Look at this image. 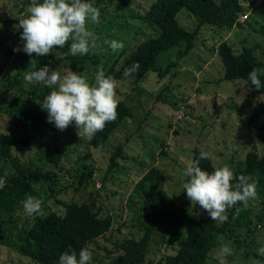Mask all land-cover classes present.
<instances>
[{
    "label": "rangeland",
    "instance_id": "rangeland-1",
    "mask_svg": "<svg viewBox=\"0 0 264 264\" xmlns=\"http://www.w3.org/2000/svg\"><path fill=\"white\" fill-rule=\"evenodd\" d=\"M127 1L128 9L119 11L112 27L101 30V36L96 32L100 23L90 26L100 38L101 50L97 52L99 64L87 62L75 68L64 64L54 70L62 75L69 70L77 72L92 84L97 71L108 66L118 54L103 43L107 39L103 36L116 34V26L129 25L130 28L127 29L137 34L131 40V48L142 40L155 36L157 32H153L141 19L134 20L130 16L131 13L144 12L152 0ZM242 5L246 13L240 16V26L216 29L210 24L202 25L194 47L180 59L176 68H172L164 76L159 77L156 72L149 71L136 82L131 76L116 80L117 98L125 100L132 115L126 117L110 134L104 146L88 149L86 139L78 135L75 124L60 131L51 123L56 130L57 141H52L50 128H41L36 135L41 144L25 151L42 168L52 167L54 158L59 156V166L54 169L58 174L54 188L62 189L58 197L81 203L92 195L100 206V215L112 216L111 232L87 247L93 253L92 264H110V260L118 253L113 242L132 234L137 235L126 223L130 217L126 198L135 181L150 165L154 164L163 170L164 189L171 197L180 204L188 201L193 215L211 220L208 213L199 205L191 203L183 191V184L187 181L183 170L187 161L191 160L193 149L209 152L216 167L227 164L234 173L243 166L245 155L253 146L259 155H264V145L257 137L263 119L248 122L257 99L249 96V87L244 80H222L224 69L216 53L218 44L225 41L235 51L240 50L243 45L256 46L257 55L264 60V0H245ZM28 6L23 0H0V14L7 21L0 28V76H11L18 70V54L23 52V41L20 39L22 29H17L16 25L19 19L27 15ZM113 11L112 7L108 8L105 17ZM176 18L187 30H193L197 24L195 15L185 7L177 12ZM103 21L100 18V22ZM177 49L174 46L161 52L157 58V66L164 67L174 57ZM12 55L15 57L12 58ZM32 70H35L33 62L21 75V85L25 88L30 84L25 83L24 75ZM2 95L0 92V99ZM180 100H184L180 109L171 105ZM0 132H19L3 110H0ZM47 142H51L52 146L56 144L57 151H50ZM119 146L123 152L117 157V166L106 171L111 154ZM87 151H90V155L82 159ZM2 161L3 158H0V166H7ZM82 162L89 165L87 170L91 169L92 174L88 181L78 185L77 174L83 170ZM48 193L49 191L45 195ZM256 201H251V225L234 226L231 231L220 235L216 247L210 253L209 264H220L221 259H225L227 264L256 263L255 253H259V249L264 247L263 195L257 196ZM47 205L52 209L61 208L52 198L47 200ZM14 218L23 221L27 215L24 210L19 209ZM188 227V223L183 222L176 235L172 236L168 232L164 238L161 229L157 231L147 255L152 264H157L164 253H171L181 245ZM224 244L233 249L231 256H221L220 248ZM0 264L37 263L0 244Z\"/></svg>",
    "mask_w": 264,
    "mask_h": 264
},
{
    "label": "trees",
    "instance_id": "trees-1",
    "mask_svg": "<svg viewBox=\"0 0 264 264\" xmlns=\"http://www.w3.org/2000/svg\"><path fill=\"white\" fill-rule=\"evenodd\" d=\"M245 0H152L147 9L141 13H131L132 19H141L155 36L137 43L131 48L130 43L137 34L130 32L129 25L116 26V34L112 37L105 35L109 41L115 39L122 41L125 47L115 56V59L103 68L106 75H111L115 80H124V69L133 63L140 64L139 70L131 75L136 82L142 79L147 72L153 71L159 77L169 73L172 68L179 65L180 59L186 56L194 47L198 33L204 24L213 25L216 29H231L240 26V16L246 13L242 2ZM29 5L31 0H23ZM93 3L100 11V22L97 34L101 36V30L109 29L116 19L119 11L128 9L127 0H87ZM109 6V7H108ZM114 11L109 16L108 8ZM185 7L197 18V24L193 30H187L178 22L177 12ZM263 14V13H262ZM247 17V16H246ZM6 19L0 14V28ZM128 28V29H127ZM218 31V30H217ZM69 42L64 48L53 49V53L46 56L31 57L24 52L18 54V70L11 76H0V110H3L12 120L18 133L0 132V158L7 166H0V176L7 173V183L0 189V244L14 249L37 264H58L61 253L73 250L79 253L81 248H87L91 242L111 232L113 218L110 214L100 215V206L92 195L88 200L78 203L73 200L66 201L57 195L62 189H55L58 174L54 170L59 166V156L54 158V165L50 168H42L34 163L32 157L25 153L36 145L37 131L41 128H50L52 141H57L56 130L47 121V112L41 104L44 97L51 91L47 86L34 83L28 87L21 85V75L31 66L35 69L45 65L50 69L67 64L70 68L90 62L94 65L100 63L97 54L84 56H72L69 54ZM178 47L174 57L164 67L157 66V58L161 52L171 47ZM256 46L243 45L235 51L233 46L225 41L218 44L216 53L223 65L222 80L241 79L247 82L249 72L255 68L264 73V60L260 59L255 51ZM64 54V59H56V53ZM15 56L12 55V58ZM262 88L256 89L248 81L249 96L257 99L255 107L248 116L251 123L257 119H263L257 133V137L264 145V75H260ZM263 97V98H262ZM117 118L106 124L102 132H98L91 140H86L87 148H101L108 140L110 134L115 131L121 122L132 115L130 106L123 99H118ZM180 102L171 103L176 108H181ZM50 151L56 150L57 145L52 146L47 142ZM121 146L114 151L110 158L106 171L117 166V157L122 155ZM87 151L84 158L90 153ZM201 150L194 148L193 159H198ZM164 153V152H162ZM83 170L77 174L78 185L88 181L92 174L88 164L82 162ZM203 170L212 172L217 168L212 160L200 161ZM249 175L258 181L257 196L264 197V155H259L253 146L245 155L243 166L239 167L235 175ZM165 174L158 166L152 164L135 181L126 198V208L129 212V222H126L137 235L120 241L113 242L118 252L110 260V264H152L147 258L153 236L159 229L162 236L171 232L174 236L178 233L183 222L189 227L181 245L171 253H164L157 264H209L210 253L216 247L220 235L231 231L234 226L252 223L249 212L252 211L250 200L246 205L238 204L241 211L235 215V208L228 211V220L222 224L215 223L205 217L192 214L190 204L178 203L164 189ZM49 191L47 195L45 193ZM28 196H34L42 200L44 215L29 217L23 221L14 218L17 210L23 209V202ZM50 198L55 200L61 208L52 209L47 205ZM255 202L256 199H254ZM263 203V202H261ZM235 215V218H233ZM20 223V226H18ZM256 226L258 223L255 224ZM120 228V227H119ZM118 228V229H119ZM108 253H111L109 250ZM256 261L264 264V255L255 253ZM256 264V263H255Z\"/></svg>",
    "mask_w": 264,
    "mask_h": 264
},
{
    "label": "clouds",
    "instance_id": "clouds-1",
    "mask_svg": "<svg viewBox=\"0 0 264 264\" xmlns=\"http://www.w3.org/2000/svg\"><path fill=\"white\" fill-rule=\"evenodd\" d=\"M100 23V11L87 0H31L27 15L19 19L17 29H22L20 39L23 41V52L30 57L46 56L53 49L64 48L70 43L69 54L84 56L97 54L100 48L99 36L91 29V25ZM113 52L125 47L122 41L107 40ZM19 49H14L18 51ZM56 59H64V54L57 52ZM140 68L138 62L124 69V76L129 77ZM260 70L253 68L248 74V81L256 89L262 88ZM26 84L39 83L51 91L44 97L42 109L47 112V121L54 123L60 131L75 124L78 135L91 141L98 132H102L109 122L117 118L119 100L117 98V82L111 75L101 69L94 77V83L77 72L69 70L65 74L50 69L45 65L39 69L26 72ZM212 159L209 152L201 151L198 159L189 160L183 170L187 181L183 191L187 198L206 211L212 221L224 223L228 220V211L235 208V215L241 209L238 204H247L257 198L258 181L249 175H235L227 164L215 168L212 172L203 170L200 161ZM7 183V173L0 176V189ZM42 200L28 196L23 202L27 216H43ZM235 215L233 218H235ZM222 257L233 254V249L224 244L220 248ZM264 255V247L259 249ZM93 253L88 248H81L78 255L69 250L60 254L58 264H92ZM220 264H227L221 259ZM256 264H262L260 260Z\"/></svg>",
    "mask_w": 264,
    "mask_h": 264
}]
</instances>
